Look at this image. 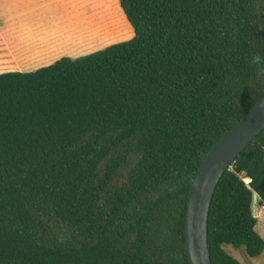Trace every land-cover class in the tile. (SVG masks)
<instances>
[{
  "label": "trees",
  "instance_id": "obj_1",
  "mask_svg": "<svg viewBox=\"0 0 264 264\" xmlns=\"http://www.w3.org/2000/svg\"><path fill=\"white\" fill-rule=\"evenodd\" d=\"M132 39L0 74V264H190L188 196L264 96V0H119ZM264 130L215 189L211 264L264 252Z\"/></svg>",
  "mask_w": 264,
  "mask_h": 264
},
{
  "label": "crops",
  "instance_id": "obj_2",
  "mask_svg": "<svg viewBox=\"0 0 264 264\" xmlns=\"http://www.w3.org/2000/svg\"><path fill=\"white\" fill-rule=\"evenodd\" d=\"M133 36L119 0H0V74L33 72ZM261 204L255 227L260 237Z\"/></svg>",
  "mask_w": 264,
  "mask_h": 264
},
{
  "label": "water",
  "instance_id": "obj_3",
  "mask_svg": "<svg viewBox=\"0 0 264 264\" xmlns=\"http://www.w3.org/2000/svg\"><path fill=\"white\" fill-rule=\"evenodd\" d=\"M264 130V96L215 144L201 164L190 187L185 236L190 264H211L208 249V217L212 198L223 174L244 149ZM256 194L253 217L257 216Z\"/></svg>",
  "mask_w": 264,
  "mask_h": 264
},
{
  "label": "rangeland",
  "instance_id": "obj_4",
  "mask_svg": "<svg viewBox=\"0 0 264 264\" xmlns=\"http://www.w3.org/2000/svg\"><path fill=\"white\" fill-rule=\"evenodd\" d=\"M259 205L261 204V201L258 200L257 203V210L260 209ZM260 226H261V237L264 240V217H262L260 220ZM260 229V227H259ZM224 251L229 254L230 256H232L234 259H236L240 264H264V257L262 258H250L247 256L245 250L243 247L239 248V249H234L229 245H225L223 246Z\"/></svg>",
  "mask_w": 264,
  "mask_h": 264
},
{
  "label": "clouds",
  "instance_id": "obj_5",
  "mask_svg": "<svg viewBox=\"0 0 264 264\" xmlns=\"http://www.w3.org/2000/svg\"><path fill=\"white\" fill-rule=\"evenodd\" d=\"M250 64L256 66L260 74H264V55L253 54L249 60Z\"/></svg>",
  "mask_w": 264,
  "mask_h": 264
}]
</instances>
